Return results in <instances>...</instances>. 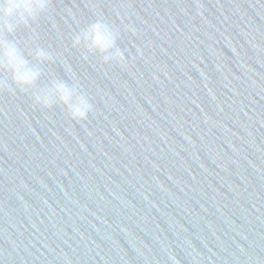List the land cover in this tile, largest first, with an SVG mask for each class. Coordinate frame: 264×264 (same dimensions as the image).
Segmentation results:
<instances>
[{"label": "water", "instance_id": "obj_1", "mask_svg": "<svg viewBox=\"0 0 264 264\" xmlns=\"http://www.w3.org/2000/svg\"><path fill=\"white\" fill-rule=\"evenodd\" d=\"M96 19L125 65L72 47ZM13 38L94 107L0 90V264H264V0H52Z\"/></svg>", "mask_w": 264, "mask_h": 264}, {"label": "clouds", "instance_id": "obj_2", "mask_svg": "<svg viewBox=\"0 0 264 264\" xmlns=\"http://www.w3.org/2000/svg\"><path fill=\"white\" fill-rule=\"evenodd\" d=\"M52 6V0H0V90L15 92L17 87L23 92H31L34 104L45 108L63 106L72 120L83 121L93 110L90 96L82 90L78 78L73 75L72 83L54 77L43 86L40 80L44 74V65L54 61L53 53L46 47H34L29 42L28 51L15 37L18 31L31 28L34 22ZM132 32L135 29L129 26ZM120 33L103 19L86 23L72 34L71 44L83 53L87 60L94 54L102 64L118 63L125 65V49L118 44ZM10 76L13 87L7 77Z\"/></svg>", "mask_w": 264, "mask_h": 264}]
</instances>
